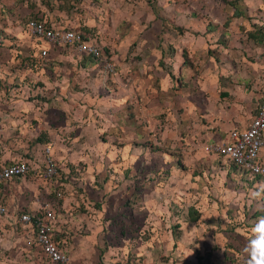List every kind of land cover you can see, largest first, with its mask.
<instances>
[{"label": "rangeland", "instance_id": "rangeland-1", "mask_svg": "<svg viewBox=\"0 0 264 264\" xmlns=\"http://www.w3.org/2000/svg\"><path fill=\"white\" fill-rule=\"evenodd\" d=\"M146 1L0 0V165L35 158L40 169L44 146L57 165L49 181L29 170L12 202L35 201L20 210L37 214L50 202L67 264H246L264 182L204 145L224 138L234 110L246 122L262 94L250 76L264 0H232L235 14L224 0H165L167 17ZM35 17L86 29L114 72L68 46L42 43L39 56L24 24ZM14 214L0 216V264H55Z\"/></svg>", "mask_w": 264, "mask_h": 264}, {"label": "built area", "instance_id": "built-area-1", "mask_svg": "<svg viewBox=\"0 0 264 264\" xmlns=\"http://www.w3.org/2000/svg\"><path fill=\"white\" fill-rule=\"evenodd\" d=\"M27 33L38 43L37 52L44 57L47 49L42 43L62 47L68 46L80 57L90 58L107 74L114 72L111 58L105 55L102 47L89 34H83L76 28H64L47 25L44 20L30 18L25 22ZM36 43V44H37ZM264 147V86L261 100L255 113L246 126L230 128L221 141L204 145L206 152L228 161L238 173L255 182H264V163L260 159V151ZM43 165H30L26 159H18L8 164L0 165V216L8 210L4 200L8 183L15 178L24 177L31 170L43 181H49L57 176V165L50 156L48 146L43 147ZM59 196V193H55ZM40 213L20 210L16 213L15 228H21L23 235L37 247L40 257L55 264H67L68 253L64 241L56 237L54 228V212L50 202L40 205ZM24 237V238H25Z\"/></svg>", "mask_w": 264, "mask_h": 264}, {"label": "crops", "instance_id": "crops-1", "mask_svg": "<svg viewBox=\"0 0 264 264\" xmlns=\"http://www.w3.org/2000/svg\"><path fill=\"white\" fill-rule=\"evenodd\" d=\"M155 2H154V5H156V6H160V7H162V9H159L158 8V10H159V12H158V10L156 11V12H154L153 11V13H152V10L150 11V14H152L153 16H165V17H167V16H169L168 15V13H167V11H166V8H168V7H164V5L165 4H167V3H165L166 1L165 0H154ZM148 2H150V1H146V3H148ZM224 3H226V1L224 0ZM260 5H262V8H263V12H264V2L263 3H261ZM30 6H32V4L29 2V7ZM168 6V5H167ZM170 8V7H169ZM232 12H233V7H232ZM28 20V19H27ZM27 20H24L25 22L27 21ZM8 21H9V16L8 17H6V22L8 23ZM25 22H24V24H25ZM4 29L3 30H6V31H8V30H10L9 29V27H8V25H6V26H4L3 27ZM216 28L217 29H219L220 28V26L218 25V26H216ZM220 31H222V30H220ZM0 32H2L3 33V31H0ZM211 34V33H210ZM226 35V34H225ZM249 37H251L252 38V40L254 39L253 37H254V34H249ZM232 44H233V42H231ZM264 49V47L263 48H260L259 46H255V44H254V50L256 51H261V50H263ZM49 53V52H48ZM163 55V56H162ZM160 59H159V63L160 62H162L161 60H162V58H164V51L163 50H161L160 51V57H159ZM226 60V59H225ZM82 62L85 64V63H89V64H92L93 66H95L96 64L93 62V61H91L89 58H86V57H82ZM81 62V63H82ZM80 63V64H81ZM254 66H259V68H257L256 69V71L253 73H251V76H250V78H251V82H252V88H261V90L263 89V86H264V53L260 56V58L259 59H255V61H254ZM234 72H235V70H234ZM168 76L170 77V73L168 74ZM238 75H236V77H234V79H231V81H236V82H238ZM255 78V79H254ZM216 80H218V79H216ZM221 83H228V80L224 77H222L221 78V81H220ZM260 82V83H259ZM248 93L250 94V98H252V90H250V91H248ZM249 94L248 95H246V97H248L249 96ZM243 95V97L244 98H246L245 97V94H242ZM262 95V94H261ZM261 95H258V99L256 100V104H255V109H256V107H257V104L260 102V100H261ZM250 98H248V100L249 101H251L250 100ZM248 103H246L245 105H247ZM249 106V105H248ZM255 113V110H254V112H253V114ZM253 114H251V112L249 111L248 112V115L246 116V122H244V120H241L240 119V117L238 118V115H239V113H238V110H234V112H232V114L230 115L231 117H234V116H236V118H235V120H237V121H235V124L234 123H232V120H229L228 121V123L226 122L225 123V125H226V127H228V129H230V128H233V127H236V128H241V127H244V126H246L247 125V123L250 121V119H251V117L253 116ZM229 116V117H230ZM237 124V125H236ZM35 137H36V135H34ZM34 137V138H35ZM45 136L43 135L42 136V139L43 140H45V142H46V137L44 138ZM34 138L32 139V142L33 143H36L35 141H34ZM31 143V142H30ZM32 148H33V146H32ZM260 159H261V161L264 163V147L262 148V150L260 151ZM18 160V159H17ZM26 160H28L29 162L30 161H32V162H34V160H36L35 158H32V159H26ZM41 163V166L43 165V161H44V159H43V156L41 157V159L39 158L38 159ZM38 166V165H37ZM22 178L21 177H19V178H15V179H13L12 181H10V183L7 185V188H6V190H4V193H5V197H4V200H5V203H6V207H7V210H8V212L9 213H13L14 214V211H12V210H19V209H22V207L21 206H27L29 209L30 208H32L33 209V207H34V205H35V201H31V202H22V200L21 201H18L17 203H13L12 202V198H13V196H12V194H11V187H16V186H19V184H22V181H20ZM17 180H19V181H17ZM7 212V213H8ZM6 215V214H5ZM15 215V214H14ZM14 215H12L10 218H11V220L9 219V221H11V223H12V225H13V229L15 228V220L13 219V216ZM8 218H9V215H8ZM21 232H23V230H21ZM24 237V236H23Z\"/></svg>", "mask_w": 264, "mask_h": 264}, {"label": "clouds", "instance_id": "clouds-1", "mask_svg": "<svg viewBox=\"0 0 264 264\" xmlns=\"http://www.w3.org/2000/svg\"><path fill=\"white\" fill-rule=\"evenodd\" d=\"M252 236L244 246L246 264H264V216L259 217L253 225Z\"/></svg>", "mask_w": 264, "mask_h": 264}, {"label": "trees", "instance_id": "trees-1", "mask_svg": "<svg viewBox=\"0 0 264 264\" xmlns=\"http://www.w3.org/2000/svg\"><path fill=\"white\" fill-rule=\"evenodd\" d=\"M234 1H236V0H234ZM226 3H228V4H230L232 7H233V14H235V12H236V8H235V6H234V2H232V0H230V1H228V2H226ZM34 19H37V20H41V18H34ZM50 25V24H49ZM61 27V26H60ZM83 31H81L84 35L85 34H88V33H85V30L86 29H82ZM90 59V58H89ZM91 60V59H90ZM92 61V60H91ZM39 135H40V133H39ZM36 136L35 138H34V141L35 142H45V140H43L40 136ZM1 185V184H0ZM56 237H58L57 236V233H56ZM59 238V237H58Z\"/></svg>", "mask_w": 264, "mask_h": 264}]
</instances>
